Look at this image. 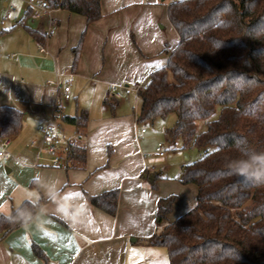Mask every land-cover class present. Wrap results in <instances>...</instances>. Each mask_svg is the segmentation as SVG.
Wrapping results in <instances>:
<instances>
[{
    "label": "crops",
    "instance_id": "1",
    "mask_svg": "<svg viewBox=\"0 0 264 264\" xmlns=\"http://www.w3.org/2000/svg\"><path fill=\"white\" fill-rule=\"evenodd\" d=\"M2 4L7 8L6 0ZM166 5V0H100L101 16L88 24L79 14L54 8L49 14L55 27L51 35L46 34L48 18H36L29 7L24 12L7 8L10 20L0 22V104L22 112V124L18 134L8 138L5 154L0 155V206L4 209L0 214L6 215L22 203L25 191L35 188L29 183L37 174L57 181L52 192L61 190L64 205L62 212L57 211V198L49 200L41 190L46 200L33 217L0 238V264H169L164 246L146 243L161 230L156 223L157 200L170 192L178 194L168 214V220L173 221L194 204L186 196L181 200L180 195L187 191L194 194L196 187L180 184L174 178L177 185L173 190H163L164 182L169 180L165 174L158 180V188L151 189L140 175L145 169L155 171L157 163L165 168V151L163 155L155 154L156 142L144 154L146 140L140 135L146 130H137L135 116L117 111L119 99L113 112L103 102L108 97L107 81H111L103 78L128 81V59L135 58L145 69L142 85L166 62L179 40ZM163 18L176 34L171 46L156 28V22ZM30 30L44 35V40L38 41ZM81 37L73 66V49ZM38 43L45 46L47 54L39 51ZM67 70L73 72L70 79L65 75ZM49 81L68 83L75 98L87 85L93 87L92 101L86 108L85 135L80 138L86 149L83 168L39 165L40 149L19 137L30 116L41 121L51 115L63 124L61 129L66 135L57 139L62 142L58 155L62 156L66 140L76 139L75 128L60 119L61 114L71 115V95L64 103L65 110L59 106L56 111V87ZM5 164L6 173L14 171L10 177L5 175ZM112 188H118L114 215L87 203L85 195ZM74 203L78 205L75 208ZM34 245L43 256L35 253Z\"/></svg>",
    "mask_w": 264,
    "mask_h": 264
},
{
    "label": "trees",
    "instance_id": "2",
    "mask_svg": "<svg viewBox=\"0 0 264 264\" xmlns=\"http://www.w3.org/2000/svg\"><path fill=\"white\" fill-rule=\"evenodd\" d=\"M46 1L52 9L83 16L87 24L101 16L100 0ZM166 10L179 40L166 62L136 89L135 120L152 123L173 113L176 122L165 130L169 142L210 148L182 165L176 177L180 184L196 187L195 205L169 221L176 196L159 197L156 223L161 230L146 243L164 246L169 264H264V184H244L226 167L246 150H264V0H179L167 3ZM30 32L38 41L45 38ZM81 40L73 49V66ZM103 102L113 112L118 99ZM60 119L77 133L76 139L66 140L60 156L65 168H83L86 149L80 138L87 111L61 114ZM21 124L22 112L0 104V139L17 135ZM160 175L145 169L140 176L156 190ZM29 186L36 187L34 180ZM85 198L90 206L114 215L118 188ZM45 200L40 195L31 206L32 217ZM27 221L0 214V238ZM34 251L43 256L36 245Z\"/></svg>",
    "mask_w": 264,
    "mask_h": 264
},
{
    "label": "rangeland",
    "instance_id": "3",
    "mask_svg": "<svg viewBox=\"0 0 264 264\" xmlns=\"http://www.w3.org/2000/svg\"><path fill=\"white\" fill-rule=\"evenodd\" d=\"M8 4H12L15 8V10H22L24 12L27 8L28 5L26 3V0H6ZM167 1V0H166ZM160 5V4H159ZM161 6V5H160ZM149 14H152V11H149ZM10 15L7 12V8L3 6L2 0H0V22L2 23H7L10 20ZM8 18V20H5ZM156 28L160 32V34L163 36V40L165 42H168L169 46L173 45L176 40V34L173 30V28L170 26L169 22L163 18V21H157L156 22ZM158 52L156 51V54ZM163 54H160V57H162ZM163 62L162 64H164ZM129 64L130 70H128V76H126L127 80L126 82H121L119 78H114V80L110 77H104V80H111L107 81L108 86H115L117 91L119 92V106L117 108V111L123 113V114H128L131 117L136 116L137 110H138V101L137 97L135 94V89H134V82L136 78L139 80H142L144 77L145 69L139 65L135 58L128 59L127 60V65ZM55 80V78H53ZM62 81L64 80V77H60ZM54 87V86H53ZM92 85H87V87H84L81 92L78 93V95L73 97V91L70 92L71 99L68 101L69 104V112L70 114L73 115L76 110L84 109L87 111V107L92 101ZM55 89V88H54ZM109 89V88H108ZM109 98H111L109 96ZM53 101H54V94H53ZM67 103V102H66ZM64 103L61 105V107L65 110ZM218 113V108L215 109L213 116H217ZM47 117L44 120H37V118L30 116V120L25 128L21 131V134L19 135L20 139H22L26 144L30 145L32 144L39 150V160H37V163L39 165H49L52 166V164L48 161V159L51 157V155L47 152L46 150V143L43 140L42 133L38 130L39 126L41 125H47L50 124L51 127L53 128L54 131V145L57 151V148L59 149V146L62 144L60 140L63 138H66L65 133L62 132V123L59 122L58 118L53 116ZM176 122V116L175 114L171 113L168 114L164 117L157 118L154 122L149 123H137L134 122L136 125L137 130H140V128H144L146 132L140 137H142L145 141L146 144V149L144 151V154L147 155V152H150L149 150H152L156 142H160L162 145V148L165 151V164L166 167H162V164L156 165L155 171H160L161 175L160 177L163 178L165 174L169 177V180L165 181L163 190H173L174 186L177 185L176 182L173 181L174 178L177 177L178 171L182 165L188 164L190 162H193L197 160L198 158L202 157L205 150H208L210 147L207 146L206 148H197V147H183L180 145V141L177 139L175 142H169L167 139V134H165L166 128L172 127ZM203 128V123L202 121L199 122L198 124V130H201ZM65 136V137H63ZM63 137V138H62ZM60 139L59 141L57 139ZM62 138V139H61ZM151 146V147H150ZM0 151L5 154V148H3L0 145ZM7 165H4V172L6 176H12L14 174V171H11V173H6V167ZM17 169L15 166L13 167ZM175 176V177H174ZM177 181V180H176ZM156 186L158 188V180L156 181ZM156 188V189H157ZM187 191V190H186ZM168 195H175L176 200L178 198V194L175 192H170L165 196ZM161 196V197H165ZM184 196H186L187 200H190L191 204L194 201V204L192 207L195 205L196 202V193L190 194L189 191L186 193H183V195H180V199H184ZM175 200V201H176ZM190 207L189 209H191ZM188 209V210H189ZM180 216V215H179ZM177 217H175L176 219Z\"/></svg>",
    "mask_w": 264,
    "mask_h": 264
},
{
    "label": "clouds",
    "instance_id": "4",
    "mask_svg": "<svg viewBox=\"0 0 264 264\" xmlns=\"http://www.w3.org/2000/svg\"><path fill=\"white\" fill-rule=\"evenodd\" d=\"M240 143H243L241 141ZM226 167L230 173L237 177L240 182L244 184L260 185L264 184V150L257 151L249 149L242 152L238 157L229 159ZM57 181L45 179L40 174L34 177V184L36 187L31 190H26L23 195L22 203L15 209L14 214L11 212L6 213L9 219L16 220L17 222H25L32 217V207L35 202L40 199V192L43 190L49 200H53L54 196L57 198L58 204L57 211L63 209V199L60 196V191L57 189L55 193L52 189L55 188ZM35 194V195H33ZM73 204V208L77 207ZM3 206H0V213H3Z\"/></svg>",
    "mask_w": 264,
    "mask_h": 264
},
{
    "label": "built area",
    "instance_id": "5",
    "mask_svg": "<svg viewBox=\"0 0 264 264\" xmlns=\"http://www.w3.org/2000/svg\"><path fill=\"white\" fill-rule=\"evenodd\" d=\"M175 1H179V0H167V3L175 2ZM26 3L28 7L32 9L33 11L32 13L36 18L46 17L49 19V24H48V27L46 28V34L47 35L53 34L55 31V27L53 26V23L51 22V19L49 16L50 10L52 8L48 6L47 1L46 0H26ZM7 8L8 10H14V6L12 4H7ZM37 47L40 52L44 54L48 53L45 46L42 43H38ZM65 75L68 77V79H70L73 76V72L71 70H67ZM142 83L143 81L139 79L135 81L134 83L135 91L139 86L142 85ZM49 84L56 87V89L54 90V101H53L55 108L61 106L63 103L68 101V99L70 98V86L68 83L62 84V83H58L57 81H49ZM109 96L117 98V99L119 98L120 94L117 91L115 86L109 87L108 97ZM38 130L42 133L43 140L46 143V150L51 155L48 161L54 166H64L65 167L67 163L65 162V160H63L60 157V155L57 154V151L54 145V131L51 125L50 124L41 125L39 126ZM141 131H144V129L142 128ZM0 145L3 148H6L8 145V139L7 138L0 139ZM155 154L157 155L164 154V149L162 148V145L160 142L157 143V146L155 148ZM0 155H3L2 151H0Z\"/></svg>",
    "mask_w": 264,
    "mask_h": 264
},
{
    "label": "snow or ice",
    "instance_id": "6",
    "mask_svg": "<svg viewBox=\"0 0 264 264\" xmlns=\"http://www.w3.org/2000/svg\"><path fill=\"white\" fill-rule=\"evenodd\" d=\"M164 264H167V262L165 261Z\"/></svg>",
    "mask_w": 264,
    "mask_h": 264
},
{
    "label": "water",
    "instance_id": "7",
    "mask_svg": "<svg viewBox=\"0 0 264 264\" xmlns=\"http://www.w3.org/2000/svg\"><path fill=\"white\" fill-rule=\"evenodd\" d=\"M131 240H133V239L131 238Z\"/></svg>",
    "mask_w": 264,
    "mask_h": 264
}]
</instances>
